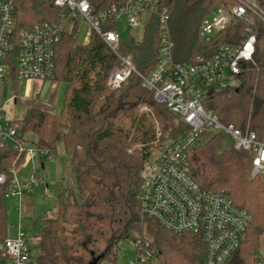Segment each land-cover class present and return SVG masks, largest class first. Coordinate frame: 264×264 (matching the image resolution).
<instances>
[{
    "label": "trees",
    "instance_id": "16d2710c",
    "mask_svg": "<svg viewBox=\"0 0 264 264\" xmlns=\"http://www.w3.org/2000/svg\"><path fill=\"white\" fill-rule=\"evenodd\" d=\"M123 0H91L97 9L120 4ZM261 5L260 0H257ZM227 0H159V7L168 12V28L174 64L192 63L198 56H208L213 47L235 42L242 37L239 26L222 32L210 44L198 37L203 18ZM65 11L56 8L52 0H16L13 20L16 31L30 29L42 23H57L63 27ZM115 29L114 22L103 23L102 31ZM158 19L153 16L144 27L140 42L127 40L120 54L130 57L141 75H148L155 66L158 52ZM253 64L242 65L236 84L208 94L203 107L214 113L223 125H232L242 133L253 132L264 141V29L256 24ZM12 69V63H9ZM116 57L102 39L90 32L88 42L75 44L64 30L54 54L53 82L64 86V95L57 115L35 109L26 111L17 122V141L46 150L55 158V145L78 146L83 149L86 169L77 177V184L86 192L82 203L56 201L55 217L41 222L35 248L39 264H89L93 260L111 257L114 245L144 231L159 264H203L204 245L200 239L176 236L162 229L153 220L139 217L138 195L141 170L148 160L155 140L150 125L138 107L145 105L157 120L161 140L184 136L188 129L162 104L154 93L141 86L139 78L131 75L116 91L106 88L107 77ZM10 74H14L13 71ZM128 119L134 127L130 133L119 127ZM34 134L35 141L27 135ZM205 133L202 138L205 137ZM226 137L215 133L204 143L200 141L187 154L190 176L203 191L225 194L236 207L252 217L234 264H252L250 253L257 249L264 234V183L251 179V154L222 147ZM140 143L133 153L129 148ZM17 151L12 147L0 149V174L9 179V171ZM40 157V155H39ZM7 187L0 188V242L7 237V213L4 199ZM144 222L142 228L140 225ZM97 262V264H98ZM0 264H6L0 258Z\"/></svg>",
    "mask_w": 264,
    "mask_h": 264
},
{
    "label": "built area",
    "instance_id": "2783aa9c",
    "mask_svg": "<svg viewBox=\"0 0 264 264\" xmlns=\"http://www.w3.org/2000/svg\"><path fill=\"white\" fill-rule=\"evenodd\" d=\"M15 1L0 0V82L12 71L17 80L52 81L55 49L64 26L77 20L88 24L90 32H95L117 59L107 77L106 88L116 91L135 75L144 89L154 93L156 102L188 129L184 136L173 140H161L159 130L155 131L152 144L156 148L141 170L138 195L141 221L153 220L176 236L200 239L205 249L203 264H234V256L245 239L252 217L246 210L234 206L227 195L201 190L190 176L187 154L203 134L214 131L224 135L233 150L249 152L250 178L264 180V141L253 132L242 133L232 125H223L214 113L203 107L208 94L235 85L242 65L253 64L254 29L256 24L264 29V0H260L261 5L257 0H227L214 7L200 24L199 39L210 44L222 32L236 26L240 27L242 37L219 44L208 56H198L187 64L172 62L168 12L165 7H159V0H123L103 9H97L91 0H52L56 8L68 13L66 17L61 14L63 27L45 22L20 31H16L13 20ZM153 16L158 19L157 60L152 71L144 76L135 69L130 57L120 54L123 44L120 29H126L140 42L144 27ZM111 21L115 29L102 31V24ZM140 110L150 112L146 106ZM8 146L17 154L9 179L0 174V188L7 187L6 198L20 200L24 192L18 180L20 159L39 155L50 158L46 150L38 152L33 145L19 143L17 125L0 122V149ZM28 181L31 187L26 192H32L41 179L33 174ZM38 241L37 237L28 239L17 228L14 237L7 236L0 242V258L6 264H39L32 252ZM129 241L134 256L128 264H159L149 239L135 236ZM250 258L252 264H264V238H260Z\"/></svg>",
    "mask_w": 264,
    "mask_h": 264
},
{
    "label": "rangeland",
    "instance_id": "374dc122",
    "mask_svg": "<svg viewBox=\"0 0 264 264\" xmlns=\"http://www.w3.org/2000/svg\"><path fill=\"white\" fill-rule=\"evenodd\" d=\"M77 29V36H76V43L77 44H85L87 42L89 34H90V28L88 24L82 22V21H75V23H68V25H65L63 30L65 32H70L73 28ZM121 31V40L124 43L128 40V31L126 29H120ZM236 84V83H235ZM26 86L24 84L20 85V98L24 99V95L26 93ZM56 90V95L54 99V103L52 105V109H54V112H58L59 108L62 105L63 95H64V86L62 84H58L53 81H48V83L45 84L43 91L41 92V96L39 97L38 101L43 102L45 99L47 93L54 92ZM9 93V88H4V93L1 99L0 103V120L2 121H8V122H14L17 125V122L22 120L26 110L23 105V103L14 105L11 102L6 101ZM155 100V99H154ZM156 102V100H155ZM158 103V102H156ZM159 104V103H158ZM145 106V105H141ZM141 106L138 107V114L144 115L145 118V126L147 127L150 125L152 128V131L155 133L157 129L159 130L160 134V127L155 119L153 112L150 108V112H143L141 111ZM36 110V109H35ZM42 112V111H41ZM46 113V112H44ZM49 114V113H48ZM174 117V116H173ZM119 127H121L124 131H127L130 133V136L134 134V127L131 126V122L128 119H123L118 124ZM215 134L214 131L209 132L205 135L204 138H200V142L204 143L207 140H209L213 135ZM29 141H35L36 137L34 134H28L27 135ZM230 146V141L225 138L222 147H228ZM141 148L140 143L134 144L132 147L129 148V152L133 153L134 151H138ZM155 145L153 144V148L150 152V155L155 150ZM47 159V158H46ZM51 160V159H49ZM28 172L24 171L22 173V182H26V174ZM262 183H264V180H260ZM57 188H53L52 186L49 187L48 193L46 194L44 192L43 186H40L37 190H34L33 192H23L20 200L19 198H5L4 199V206L7 213V236L14 237L16 235L17 231V223H18V217H19V203L21 206L20 211V217L21 218V226L22 231L24 232L25 236L28 239H32L38 232L41 231V222L44 220L43 218H54L55 214L53 215V209L54 205H56L57 201ZM145 225L144 222L141 223V227L143 228ZM134 236H142L145 238H149L147 233L143 230H141L140 233L135 234ZM260 238H264V234L261 235ZM260 243V239H259ZM258 243V244H259ZM33 255L37 257L38 250L37 248L32 249ZM114 254H115V260L114 262H111V257L105 258L103 261H99L98 264H128V262L133 258L134 251L132 247L130 246V241H118L114 245Z\"/></svg>",
    "mask_w": 264,
    "mask_h": 264
},
{
    "label": "crops",
    "instance_id": "0c3cea01",
    "mask_svg": "<svg viewBox=\"0 0 264 264\" xmlns=\"http://www.w3.org/2000/svg\"><path fill=\"white\" fill-rule=\"evenodd\" d=\"M66 25H68V23ZM76 32H77L76 27L75 29L73 28L70 32H68V34L74 39L75 44H77ZM135 35L139 36L140 34H138V32H135ZM128 36L130 37L128 38L129 40L135 41L130 34H128ZM87 42H85V44ZM46 83H48V81L17 80L14 74H8L6 75L4 81L0 82V103L4 93V88L8 87L9 93L6 101L11 103L13 102L12 104L14 105L23 103L26 111L29 109H36L49 114L57 115L61 107L56 113L54 112V109H52V105L54 103V99L56 95V90L54 92L47 93L43 102L38 101ZM22 84H24L27 88L26 93L23 94L25 97L24 99L20 98V93H19L20 85ZM0 122L16 124L14 122H8L2 120H0ZM86 166H87V161L85 158V153L82 148L78 146L67 147L63 143H57L55 145L54 159L49 160L46 159L44 156L29 159L27 156H23L17 165L18 180L22 189L26 192V190L31 187L28 179L30 175L34 174L40 177L41 182L38 184L37 187H35L32 190V192L34 190H37L40 186H43L44 192L47 194L49 187L52 186L53 188L58 189L56 191V193L58 194L57 199L60 197L66 202L79 204L84 201L86 197V192L77 184V177L81 172H83L86 169ZM24 171L28 172L26 174V182L21 181L22 173ZM10 198H15V197H10ZM55 208L56 205H54L53 215L55 214ZM20 211L21 209H19V217H20ZM19 217H18L17 228H19L22 231V226L20 221L21 218L19 219ZM43 219H47V218H43ZM36 235L32 238H35Z\"/></svg>",
    "mask_w": 264,
    "mask_h": 264
},
{
    "label": "water",
    "instance_id": "95a60500",
    "mask_svg": "<svg viewBox=\"0 0 264 264\" xmlns=\"http://www.w3.org/2000/svg\"><path fill=\"white\" fill-rule=\"evenodd\" d=\"M97 262H98V259H95V260H93L91 263H89V264H97Z\"/></svg>",
    "mask_w": 264,
    "mask_h": 264
}]
</instances>
